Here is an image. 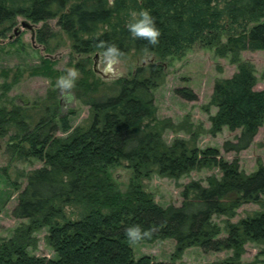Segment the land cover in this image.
<instances>
[{"label": "trees", "instance_id": "obj_1", "mask_svg": "<svg viewBox=\"0 0 264 264\" xmlns=\"http://www.w3.org/2000/svg\"><path fill=\"white\" fill-rule=\"evenodd\" d=\"M0 0V26L24 16L33 23H46L59 17V25L71 37L77 53L105 52L115 43L124 56L131 49L157 54L161 60L182 55L185 49L205 35L217 34L226 25H239L243 31L230 36L222 50L238 61L243 51L264 50V0ZM148 8L157 19L162 35L157 45L146 38L133 37L127 24L133 10ZM255 22L248 29V24ZM107 25L108 30L100 32ZM41 30L38 40L46 46L49 38ZM209 33V34H208ZM86 38H85V37ZM101 41L106 43L101 44ZM83 73L89 75L82 68ZM162 61L139 68L131 77L119 78L114 94L90 97L91 123L78 127L66 138L59 130L72 129L70 115L42 118L32 131L21 121L19 110H0V126L14 121L26 131L18 145L23 158H35L43 166L28 176L13 210L17 219L28 220L15 235L0 239V264H176L184 251L200 247L204 252L232 250L240 260L247 241L264 243V213L228 225V235L219 237L221 228L214 216H232L246 203H259L264 195V166L250 174L241 170L239 159L224 160L215 148H189L183 140L168 145L158 126L146 124L156 115L154 90L164 78ZM252 66L242 64L231 78L215 83L212 103L218 112L212 117L213 132L224 127L240 130L224 150L239 154L253 143L264 124V90H256ZM80 85V83L78 84ZM85 93L95 92L97 83L80 85ZM176 93L187 99L197 96L188 88ZM74 114V113H71ZM6 115V116H5ZM5 116V117H4ZM20 118V119H19ZM123 165L132 171L131 183L123 192L113 178V170ZM219 168L221 178H210L207 185L192 181L183 191L180 206L156 203L144 190L141 179L153 172L180 178L198 168ZM82 206L75 219L67 208ZM155 227L142 241L173 239L176 250L172 261L157 262L149 256L136 259L133 242L125 229L131 224ZM48 229L47 243L56 258H42L28 252L35 233Z\"/></svg>", "mask_w": 264, "mask_h": 264}, {"label": "rangeland", "instance_id": "obj_2", "mask_svg": "<svg viewBox=\"0 0 264 264\" xmlns=\"http://www.w3.org/2000/svg\"><path fill=\"white\" fill-rule=\"evenodd\" d=\"M80 0H71V5ZM86 1V0H84ZM226 0H219L221 5ZM23 21L34 25L35 37L28 29L10 39L16 27ZM218 31V37L205 35L201 40L189 45L182 55H175L161 60L157 54L145 50L131 49L112 70L107 67L103 51L90 54L77 53L71 37L59 25V17L46 23H33L24 16H19L13 23L0 26V110H5L7 119L10 112L19 110L21 121L26 123L29 131L35 129L42 118H55L56 114L70 115L71 131L64 133L59 130L57 137L66 138L78 128H87L91 123L90 106L86 103L90 97H100L114 94L118 90L119 78L133 76L139 68H148L150 64L162 61L165 65L164 78L154 90L156 115L146 120L150 126L169 128L162 130L163 139L168 145L176 140H183L189 148L206 150L215 148L220 151L226 161L238 158L241 170L250 174L264 166V124L259 129L253 143L239 154L226 152V141H234L240 130L231 131L224 127L221 132L215 133L211 119L218 112L212 103V96L216 81L231 79L242 64L252 66L257 83L256 90H264V50L243 51L238 61L232 53H224L222 48L230 36L241 31L239 25H226ZM255 22L248 24V29ZM108 26L100 27V32L108 30ZM41 30L49 38V44H41L38 35ZM209 34V33H208ZM85 37V36H84ZM86 38V37H85ZM99 55V69L105 72L104 78L95 72L96 56ZM78 69L75 86L63 89L57 85L62 75H67L70 68ZM89 73H83L82 68ZM92 85L97 83L95 92H86L84 97L78 94L85 93V88L78 85ZM178 88H188L197 96L196 100H187L176 93ZM74 113V114H71ZM4 116V117H5ZM58 120V119H56ZM1 121V120H0ZM26 131L19 128L14 121L5 122L0 126V239L12 238L28 220L17 219L13 210L18 203L21 190L27 185L28 176L43 163L35 158H23L16 146L21 145L25 151L28 144H21L20 140ZM132 171L123 165L113 170V178L121 191L125 192L130 183ZM219 168H198L180 178H169L153 172L149 178L140 182L146 192L151 194L154 201L161 206H180L183 202V191L192 181L207 185L211 178H221ZM82 206L68 207L67 217L75 219L83 213ZM264 213V195L259 203H246L236 209L232 216H214L213 222L221 228L219 237L228 235V225L239 224L242 220ZM48 229L35 233L33 246L28 252L33 256L53 259L56 254L47 243ZM133 249L136 259L149 256L157 262L172 261L176 250L173 239L157 240L153 243H134ZM240 260L233 264H264V243L247 241ZM234 252H204L200 247L193 246L184 251L176 264H228L233 261Z\"/></svg>", "mask_w": 264, "mask_h": 264}, {"label": "clouds", "instance_id": "obj_3", "mask_svg": "<svg viewBox=\"0 0 264 264\" xmlns=\"http://www.w3.org/2000/svg\"><path fill=\"white\" fill-rule=\"evenodd\" d=\"M133 19L128 22L127 28L133 37L146 38L151 45H157L161 39V29L158 26L157 19L148 8L133 10L131 13ZM106 42L101 41V44ZM121 50L115 43H108L105 48L104 58L109 70H112L120 62ZM79 72L76 68H70L67 75H62L57 80V85L63 89H71L75 86L76 78ZM155 227L148 228L142 224H131L125 229L126 236L130 242H139L149 237Z\"/></svg>", "mask_w": 264, "mask_h": 264}, {"label": "water", "instance_id": "obj_4", "mask_svg": "<svg viewBox=\"0 0 264 264\" xmlns=\"http://www.w3.org/2000/svg\"><path fill=\"white\" fill-rule=\"evenodd\" d=\"M23 29L30 30L32 33L33 39H34V37H35L34 25L31 24L29 21H23L21 26L16 27L14 30V33L12 35H10V39H13V38L19 36L22 33ZM0 41H2V40L0 39ZM96 59L97 60L95 62V67H94L95 72L98 73L99 75H101L102 77L107 78L105 72H103L99 69V62H98L99 61V55L96 56Z\"/></svg>", "mask_w": 264, "mask_h": 264}]
</instances>
